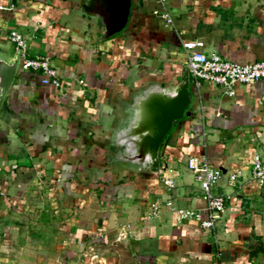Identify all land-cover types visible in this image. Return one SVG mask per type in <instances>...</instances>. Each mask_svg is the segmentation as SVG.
Returning <instances> with one entry per match:
<instances>
[{
    "label": "crops",
    "instance_id": "crops-1",
    "mask_svg": "<svg viewBox=\"0 0 264 264\" xmlns=\"http://www.w3.org/2000/svg\"><path fill=\"white\" fill-rule=\"evenodd\" d=\"M81 1L0 0V50L15 54L16 30L60 80L43 84L18 66L0 102V264H264V182L252 175L255 156L264 161V79L228 95L190 78V114L162 143L159 175L118 168L106 150L131 94L187 68L181 40L264 61L262 0H132L110 37L77 12ZM190 156L221 170L212 191L225 206L212 231L195 218L205 200Z\"/></svg>",
    "mask_w": 264,
    "mask_h": 264
},
{
    "label": "water",
    "instance_id": "water-1",
    "mask_svg": "<svg viewBox=\"0 0 264 264\" xmlns=\"http://www.w3.org/2000/svg\"><path fill=\"white\" fill-rule=\"evenodd\" d=\"M132 0H82L78 13L99 20L103 35L119 33L127 24ZM18 56L0 50V102L5 98L18 69ZM190 74L182 70L174 83L151 81L136 89L125 104V115L112 132L107 160L112 165L141 173L159 175L162 143L173 129L190 114Z\"/></svg>",
    "mask_w": 264,
    "mask_h": 264
},
{
    "label": "built area",
    "instance_id": "built-area-1",
    "mask_svg": "<svg viewBox=\"0 0 264 264\" xmlns=\"http://www.w3.org/2000/svg\"><path fill=\"white\" fill-rule=\"evenodd\" d=\"M160 2L164 3V0H160ZM262 2L264 3V0ZM154 13L160 15L167 24H172V18L166 10L160 12L156 10ZM8 37L19 53L18 66L22 70L38 74L43 84L54 87L60 85L58 72L47 56L31 55L24 36L16 30H11ZM181 46L187 52L186 66L196 87H199L202 82H208L221 86L226 94L232 95L237 84L264 79V61L240 64L217 53L206 54L199 50L202 46V42L199 40L183 39ZM187 167L194 173L195 180L199 183L205 200L206 217L202 219L196 215L195 218L199 221L200 226L212 231L215 228L218 214L225 206L224 195L212 191V187L221 176V170L196 156L188 157ZM169 171L171 172V170ZM162 172L163 170L160 173ZM252 175L260 184L264 182V161L259 156H255L252 162ZM235 179L236 174H232L230 181L233 182ZM162 180L168 187H171L174 182L171 176L165 174L162 175ZM157 212L158 206L154 204L150 215L154 216ZM179 214L182 218L192 216L190 212L183 210H179Z\"/></svg>",
    "mask_w": 264,
    "mask_h": 264
},
{
    "label": "trees",
    "instance_id": "trees-1",
    "mask_svg": "<svg viewBox=\"0 0 264 264\" xmlns=\"http://www.w3.org/2000/svg\"><path fill=\"white\" fill-rule=\"evenodd\" d=\"M177 121L174 122V124L176 123ZM172 131V130H171Z\"/></svg>",
    "mask_w": 264,
    "mask_h": 264
}]
</instances>
